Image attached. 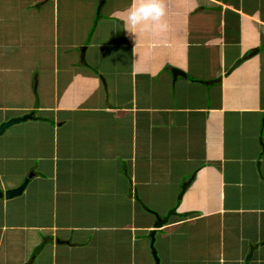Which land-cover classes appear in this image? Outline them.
Wrapping results in <instances>:
<instances>
[{
	"label": "crops",
	"instance_id": "obj_1",
	"mask_svg": "<svg viewBox=\"0 0 264 264\" xmlns=\"http://www.w3.org/2000/svg\"><path fill=\"white\" fill-rule=\"evenodd\" d=\"M163 2L0 0V264H264V0Z\"/></svg>",
	"mask_w": 264,
	"mask_h": 264
},
{
	"label": "clouds",
	"instance_id": "obj_2",
	"mask_svg": "<svg viewBox=\"0 0 264 264\" xmlns=\"http://www.w3.org/2000/svg\"><path fill=\"white\" fill-rule=\"evenodd\" d=\"M165 6L163 0H131L130 7L123 14L125 24L132 36L150 32L153 28H163Z\"/></svg>",
	"mask_w": 264,
	"mask_h": 264
},
{
	"label": "water",
	"instance_id": "obj_3",
	"mask_svg": "<svg viewBox=\"0 0 264 264\" xmlns=\"http://www.w3.org/2000/svg\"><path fill=\"white\" fill-rule=\"evenodd\" d=\"M211 82H213V81H211ZM31 119H32V116L29 115V116H26V117H23L20 119H12V120L0 125V136L3 134V132L6 129L10 128L11 126H13L15 124L22 123V122H26V121L31 120ZM31 176L32 175H30L27 178V181L30 180ZM26 184H27V182H24V184H22L19 188L15 189V190H10V191H7L5 193L0 192V200L4 199V200L8 201V200H12L14 198L19 197L22 194L23 190L25 189ZM169 216H170V213H168L162 221L156 219V222L154 224V229L160 228L162 225H164ZM153 235H154V233L151 232L149 235L150 241L152 240ZM43 246H44V243L41 244L39 247H37L36 250L34 251V255L38 254V252L43 248ZM150 251H151V257L153 259L154 264H158V261L155 257V254H154L152 248ZM32 262H33V258L29 261L28 264H31Z\"/></svg>",
	"mask_w": 264,
	"mask_h": 264
},
{
	"label": "trees",
	"instance_id": "obj_4",
	"mask_svg": "<svg viewBox=\"0 0 264 264\" xmlns=\"http://www.w3.org/2000/svg\"><path fill=\"white\" fill-rule=\"evenodd\" d=\"M136 202L140 205V203L136 200ZM143 208V207H142ZM145 209V208H144Z\"/></svg>",
	"mask_w": 264,
	"mask_h": 264
}]
</instances>
